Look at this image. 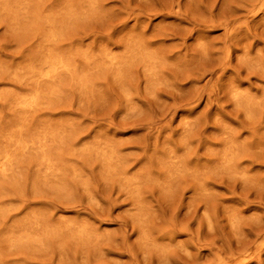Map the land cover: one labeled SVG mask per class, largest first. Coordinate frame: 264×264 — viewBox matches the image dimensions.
<instances>
[{
	"label": "rangeland",
	"instance_id": "374dc122",
	"mask_svg": "<svg viewBox=\"0 0 264 264\" xmlns=\"http://www.w3.org/2000/svg\"><path fill=\"white\" fill-rule=\"evenodd\" d=\"M0 264H264V0H0Z\"/></svg>",
	"mask_w": 264,
	"mask_h": 264
}]
</instances>
